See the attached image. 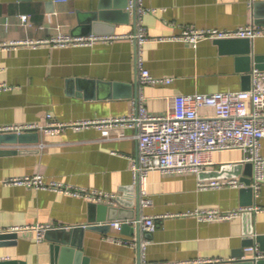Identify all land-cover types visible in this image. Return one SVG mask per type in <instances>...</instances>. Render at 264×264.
Returning a JSON list of instances; mask_svg holds the SVG:
<instances>
[{
	"label": "crops",
	"instance_id": "0c3cea01",
	"mask_svg": "<svg viewBox=\"0 0 264 264\" xmlns=\"http://www.w3.org/2000/svg\"><path fill=\"white\" fill-rule=\"evenodd\" d=\"M123 2L0 0V43L41 42L0 49V84L9 87L0 90V126H44L48 115L61 122L125 116L139 92L149 112L164 114L169 98L177 94L249 87L253 63L245 71L238 62L241 55L223 50L215 40H202L192 46L156 39L177 36L187 26L224 30L264 27V0H254L251 6L248 0H142L145 8L157 11L141 17L123 8ZM20 15L28 16L27 23H21ZM139 23L150 38L142 46L144 67L153 77L170 78V82L150 83L138 90L137 44L131 39L65 46L46 42L60 35H130ZM250 41L251 56L264 54V37ZM212 112L209 108L199 110L200 114ZM134 133L132 128H119L103 138L93 127L0 133L24 135L23 140L11 142L0 138V228L85 227L107 221H98L99 210L93 213L90 201L82 197L3 183L10 177L39 174L63 185L114 194L113 203L97 204L133 211V218L164 215L155 219L156 228L150 234L136 225L120 231L84 228L74 239L81 255L76 259L73 254L66 264H137L138 248L118 240L138 237L149 240L143 256L147 262L199 264V260L215 258L228 262L241 252V258L251 259L245 248H260L255 237L264 235V182L258 195H253L252 205L260 207L258 212L210 221L190 214L198 208L228 211L243 207L239 189H198L200 181L224 178H216L215 173L223 166L241 163L243 152H215L213 164L199 174L150 172L147 191L151 203L142 206L131 174V159L136 152ZM260 154L264 157V139ZM91 213L94 219L90 221ZM46 231L40 238L36 231L28 230L15 232V238L0 240V262L57 264L53 254L58 243L54 240L56 234L46 236Z\"/></svg>",
	"mask_w": 264,
	"mask_h": 264
},
{
	"label": "built area",
	"instance_id": "2783aa9c",
	"mask_svg": "<svg viewBox=\"0 0 264 264\" xmlns=\"http://www.w3.org/2000/svg\"><path fill=\"white\" fill-rule=\"evenodd\" d=\"M254 0H248L249 5ZM128 11H132L141 17L146 13H155V8H145L142 0H128ZM21 23H27L28 16L20 15ZM264 37V27L255 25L240 26L233 30L217 28L198 29L187 26L181 29L177 36L158 38L156 41H179L196 46L202 40H216L224 38H248ZM131 39L137 44L135 63L137 69V88L150 83L170 82L153 77L144 67L142 46L150 40L145 27L139 23L136 31L123 36H88L70 37L60 35L49 42L57 46L65 45H92L97 41H110L113 39ZM39 41L29 40L21 42L0 43V49H9L19 44L38 45ZM5 84H0V90L8 89ZM141 92L131 102V110L125 116L96 118L73 122L54 121L48 115L47 124L38 125H7L0 126V133H20L24 130L42 129L44 131L59 132L63 128L81 130L93 127L100 132L103 138H108L111 131L119 128H132L135 130L133 137L136 140V152L132 157L131 174L133 185L137 190L139 203L147 206L151 203L148 198L147 177L152 171L162 174H199L205 168L213 164L212 155L215 152L240 150L244 156L241 163L252 164V174L249 184L239 177H224L200 181L199 190H213L221 188H251L254 196L258 195L261 184L264 182V157L260 154L261 142L264 139V69L252 68L250 71V85L247 89L213 92L177 94L169 98V106L164 114H152L142 103ZM202 108L212 109L210 114H200ZM6 185L26 186L36 189H47L59 193L82 197L95 203H113L114 194L99 190H86L63 185L54 180H47L36 174L33 176L10 177L3 181ZM259 206H243L238 209L222 211L214 208L195 209L190 214L200 220H225L232 216L251 211L258 212ZM187 215L188 213H184ZM141 215L132 219H115L106 221L110 228L121 230L124 223L136 225L146 234H150L156 228L155 219L162 217ZM38 226H12L7 229L0 228L2 233H17L22 231H36L38 238L46 229ZM123 244L137 247L139 261L137 264H164L147 262L144 259V251L149 243L147 238H123L118 240ZM251 253L252 259H264V251L253 245L245 248ZM225 260L221 258L199 260V264H219Z\"/></svg>",
	"mask_w": 264,
	"mask_h": 264
},
{
	"label": "water",
	"instance_id": "95a60500",
	"mask_svg": "<svg viewBox=\"0 0 264 264\" xmlns=\"http://www.w3.org/2000/svg\"><path fill=\"white\" fill-rule=\"evenodd\" d=\"M128 0H124L122 7L125 8L127 6ZM223 50L234 51L239 53L241 56L238 58V62L242 64V68L245 71H249L251 68V62L253 63V67L258 69H264V54H255L251 56V41L248 38H224V39H216L215 40ZM250 78V75H249ZM0 138L7 140L8 142L15 140H23L24 135L16 136L14 134L11 135H2ZM230 171V173H226ZM241 173L242 176L239 178L244 181L246 184L250 182V176L252 174V164L249 162L246 163H237L231 166H223L220 171L215 173V177H238ZM239 195L241 197V205L250 206L253 204V193L252 189L241 188L239 189ZM91 211L94 213V210H99V215L97 217L98 221H111L115 219H127L133 218L134 212H123L120 208L115 206H107L104 204H97L95 202H90ZM93 213L90 215V221L93 218ZM129 225L124 223L121 227V230L128 227ZM84 228H92V229H107L109 226L107 224H89L85 227L82 226H71L68 228L60 227L54 229H47L46 236H56L54 240H56L57 245L54 246L53 254L57 264H66V260L69 259L73 254H75L76 259L81 255V251L77 249V244L74 241L78 233L81 234ZM59 235V238L57 237ZM17 236L16 233H2L0 234V240H7L11 238H15ZM73 238V239H72ZM255 240L260 243V250L264 251V235H257ZM248 243V241H246ZM244 252L240 254H236L234 260L223 262L219 264H264V259L254 260V259H246L241 258ZM0 264H10L6 262H0Z\"/></svg>",
	"mask_w": 264,
	"mask_h": 264
}]
</instances>
